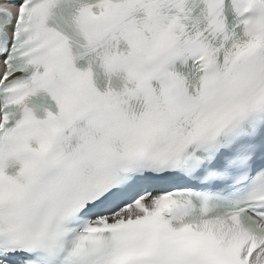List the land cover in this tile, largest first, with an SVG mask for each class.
Returning a JSON list of instances; mask_svg holds the SVG:
<instances>
[{"label": "snow or ice", "instance_id": "1", "mask_svg": "<svg viewBox=\"0 0 264 264\" xmlns=\"http://www.w3.org/2000/svg\"><path fill=\"white\" fill-rule=\"evenodd\" d=\"M0 264H264V0H0Z\"/></svg>", "mask_w": 264, "mask_h": 264}]
</instances>
